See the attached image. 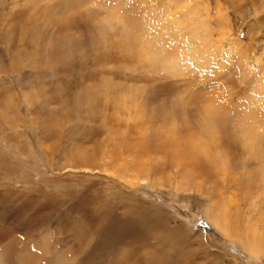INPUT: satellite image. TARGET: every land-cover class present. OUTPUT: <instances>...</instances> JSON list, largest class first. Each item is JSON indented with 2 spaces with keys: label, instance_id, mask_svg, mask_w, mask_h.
Returning <instances> with one entry per match:
<instances>
[{
  "label": "rangeland",
  "instance_id": "1",
  "mask_svg": "<svg viewBox=\"0 0 264 264\" xmlns=\"http://www.w3.org/2000/svg\"><path fill=\"white\" fill-rule=\"evenodd\" d=\"M165 1L0 0V264H127L121 259L124 239L110 241L111 228L118 230L124 221L140 224L137 217L143 212L164 219L166 231L187 226L182 232L199 234L205 248L225 264H246L238 247L215 235L214 220L204 216L206 181L199 172L208 168L206 158L195 163L194 180L203 188L191 184L174 189L169 184L177 179L180 184L174 164L180 152L193 151V131L199 133L207 123L222 126L218 148L228 156V140L240 136L236 128L248 127L243 120L264 119V110L240 103L249 100L250 79L264 83V0H172L176 8L189 1L195 35L171 32L169 12L149 13ZM33 20L38 21L35 27ZM96 20L104 22L101 30L107 33H95ZM218 29L225 32L224 39ZM79 33L87 43L83 50L75 42ZM179 36L208 46L211 59L202 61L204 50H186L183 58ZM63 42L65 47L53 50ZM189 55L195 56L191 60ZM170 80L182 82L181 87L170 90ZM238 90L245 97H234ZM160 102L176 105L163 123L155 122L152 113ZM119 140L135 151L136 158L150 147L164 154L167 165L157 168L160 188H150L126 153L112 150ZM137 143L142 146L138 152ZM235 146L246 148L241 140ZM229 158L231 174L226 179L236 181L234 175L244 176L245 161L252 159L249 154L245 161ZM241 211L240 217L242 206ZM140 228L148 245L161 246L148 254L145 249L142 264H151L159 255L168 264H179L186 256L181 244L173 245V252L169 244L157 242L152 230ZM126 241L135 247V238ZM136 252L131 259H139Z\"/></svg>",
  "mask_w": 264,
  "mask_h": 264
},
{
  "label": "bare ground",
  "instance_id": "2",
  "mask_svg": "<svg viewBox=\"0 0 264 264\" xmlns=\"http://www.w3.org/2000/svg\"><path fill=\"white\" fill-rule=\"evenodd\" d=\"M187 2H189V1H187ZM187 2L185 1L184 4H182L176 8L174 6V3L172 2V0H166L162 4L160 3L161 4L160 7H162V8L159 7L156 9V8L152 7L153 9H149L150 10L149 13L152 14L159 9H162L166 13L169 12V14H168V25L169 26H167V28H169L171 30V32L177 31V32H179V34H181V33H184V31H186L189 34L194 33V35H195V33H198L197 32L198 31L197 25L193 21L195 19H193V20L191 19L192 18L191 17L192 12L190 11V5ZM183 10L185 11V14H184ZM176 12H180L179 17L176 15L177 14ZM198 12H200V9ZM195 13H193V14H195ZM218 15L219 16L222 15L220 9H219ZM194 18H196V17H194ZM201 19H202V17H201ZM199 20H200V18H199ZM81 21H83V20H81ZM42 23H45V22L43 21ZM201 23H202V21H201ZM37 24H38L37 20H33L31 23V25L32 26L34 25V27L37 26ZM155 25H159V23L156 22ZM165 25H167V23H165ZM203 25H205V23ZM200 26H201V24H200ZM93 27H94V29L96 31L95 33L97 35L98 34L102 35V34L108 32V30H101L104 27V22L102 20H96L93 24ZM38 29H40V28H38ZM31 31H33V30H31ZM40 31H41V29H40ZM223 31H224V28H223ZM220 32H222V31H220ZM221 34H219V35H221L220 38L224 39L226 37L225 32H222ZM26 35H28V33ZM37 35H39V34L37 33ZM22 36H25V35H22ZM32 37H34V35H32ZM42 37H43V35H42ZM179 38L181 39V41H180L181 44L179 45V47L181 48V51L178 50V52L181 55H183L182 56L183 58L186 57V54H187V53L185 54L186 50H190V51L193 50L190 53L194 52V50H204L203 51L204 53L199 52V53L204 54L203 57L201 56L202 61L208 62V60L211 59L206 53L207 52L206 48L208 46L205 48V45L203 44L204 47H200V45H195L193 42H192V44H190L191 41L189 43H187L188 41L185 42L181 36H179ZM10 39H12L11 36H10L9 40ZM176 39H177V37H176ZM196 39H198V37ZM201 39H203V38H201ZM25 40H27V39H25ZM25 40H23V41H25ZM203 40H205V39H203ZM62 41H63V39H62ZM75 42L81 46V50H83V48H85V45L87 44L80 33L77 35ZM57 43H58V41H57ZM65 46H66V44L63 42V44H59L56 47H53V46H51V47L54 48L53 50H60L62 47H65ZM88 46H89V43H88ZM20 49H22V48H20ZM92 49H93V47H92ZM195 55H192V56H195ZM192 56L189 55V57H190L189 59H191ZM199 56H200V54H199ZM201 57H199V58H201ZM197 58H198V56H197ZM172 59H174V58H172ZM193 59H194V57H193ZM168 63H172V61L170 60ZM176 64H178V62ZM184 64L186 65V67H188V63L185 62ZM172 66H173V63H172ZM176 68L179 69V67H177V66H176ZM172 69L175 70V68H172ZM246 70L249 73V67ZM253 70H254V68H253ZM179 71H181V69H179ZM247 72H246V75H247ZM249 79L250 78L247 76V80H245V81H249ZM184 81H183V84H184ZM250 81L252 83L250 82L251 83V89L249 90L250 91L249 100L247 102L238 100V102L240 101L241 104L247 103L246 105H248L250 107V110L255 109V108L256 109L260 108V109L264 110V83L263 84L259 83L256 78L250 79ZM263 81H264V79H263ZM181 83L179 81H176V80H170L169 82L166 83V86H169V88L171 87L172 89H174V88L177 89V88L181 87ZM185 83H186V81H185ZM253 85H255V86L253 87ZM252 87H253V89H252ZM171 88H170V90H171ZM244 88H247V90H248V87H244ZM239 92H241V91L238 90V93L234 97H236L237 95L240 98L245 97V96H241ZM166 99H164V101H166ZM170 101L172 102V99ZM193 101L194 100L191 101L192 104H193ZM216 101H218V100H216ZM195 102L196 101H194V103ZM210 102H212V101H210ZM210 102H209V104H211ZM225 103H227V102H225ZM133 104H131V105H133ZM195 104H197V102ZM146 105H148V104L146 103ZM73 106H74V104H73ZM134 106H136V104ZM142 106H143V104H142ZM154 106H156V108ZM154 106L152 107V113L154 114V121L157 123H163V122H165V120L167 121L166 113L168 111H171V110L175 111L174 107L176 105H174L172 103L160 102L158 105L156 104ZM129 109H130V107H129ZM182 109L184 110V108H182ZM134 110H135V108H134ZM203 110L205 111V109H203ZM258 111H259V109H258ZM113 113H115V112H113ZM129 115H131V114H129ZM173 117H175V116H173ZM208 117H209V115H208ZM253 117H256V116H253ZM134 121H135V119H134ZM173 122H175V121H173ZM211 122H212V120H211ZM232 122L233 121H231V124H232ZM243 123H247L248 127L245 128V127H242L241 125H239L238 128H236V129L238 130V135H240V136L237 137L235 135V139L241 140V143L245 144L246 148L240 149V148L236 147L235 146L236 140L232 141V139H230L232 142L228 140V142H230V143H228V149L230 150V154H228V156L225 155L224 153L221 154V152L219 151V148H218L219 141L222 137L221 133L223 132V129H224L222 126H216L215 124L207 123V124H204V125H206L204 130L199 131V133L198 132L196 133V131H193L192 138L194 140L191 143L193 146V149H192L193 151L190 153H181L180 152L179 155L177 156L178 158L176 159L175 164H174V168L177 169L179 172L178 178H180L179 179L180 184L178 183V181H177L178 179H177L176 183H173V184H175V186H171L173 184H169V186L171 188H174V189H177L178 186L184 187V186H188L191 184L199 185L200 187L204 186V188L203 187L202 188L206 191L204 194L206 195L207 202H206L204 211L203 210L202 211L204 213V216H206L208 218H212L214 220L215 225H212V226L214 228L215 235L222 237V239L228 245H230L232 247L237 246L239 249V251H238L239 258L242 262H244L246 264H260V263L264 262V119H260L259 121H257L256 118H254V120H252L251 118L250 119L247 118L246 120H243L242 124ZM138 124H140V123H138ZM142 124H140V125H142ZM227 124H228V122H227ZM172 125H174V123ZM139 127H137V128H139ZM153 127H154V125H153ZM172 127H174V126H172ZM199 127H202V126H199ZM139 129H141V127ZM231 129H233L232 126H231ZM169 130H171V128ZM229 130H230V128H229ZM121 133H123V132H120L117 134H121ZM165 134H166V131H165ZM222 135L224 136V134H222ZM112 136H116V134H114ZM125 137H127V135H125ZM144 137L146 139V137H147L146 133L144 134ZM163 137L164 136H162V138ZM112 138H115V137H112ZM176 138H178V137H176ZM225 140H226V138H225ZM183 141H184V139H183ZM120 142L121 141L119 140V142L115 143L116 145H114V147H112V150L114 152L119 150V153L118 152L116 153L117 155L120 153H122V155H124L126 153V155L131 157V161H135L137 163L138 169L137 170L135 169L136 173L140 172L139 175H141V176H143L149 180L150 188L155 189V190L160 188L163 185V183L160 182V175L161 174L157 172V168L164 169V167L160 166L163 162L166 163V165H167V162H166L167 160L165 159V157L164 158L161 157V155L163 153L161 155H158L155 148L153 149L155 151H153L152 148L150 147V150H148V153L147 152L143 153L141 159L136 158L135 157V151L133 149H130L129 146L127 147V143H125L123 145ZM180 142H182V141H180ZM186 143H187V141H186ZM120 144L122 145V147ZM183 144H185V143H183ZM172 146H174V144ZM141 147L142 146L137 143L135 146V150L138 152L141 149ZM156 149H158V147ZM164 150H165V148H164ZM160 151L163 152L162 150H160ZM174 152L177 153V151H175V150H174ZM174 152L172 153L173 155H174ZM248 154L250 156V158H248V159H252V160L245 161ZM136 156H137V154H136ZM163 156H164V154H163ZM121 157H123V156H121ZM121 157H117V159L121 158ZM202 157H205L206 161H208L207 162L208 168L202 169L199 172L200 173L199 177H201L203 180L206 181L205 184H203L201 186L200 184L195 183L198 180H194V179L197 178L196 172H198L197 169L195 170V163L199 160V158H202ZM229 157H232V159H234V160H240L241 159V161H245L244 166H245L246 172L243 173L244 176L237 177V175L235 174L234 177H235L236 181L233 180L234 182L231 180V178L226 179L227 176L230 177L229 175L231 174L230 173L231 169L229 167L230 165H228L230 162V159H231ZM111 159H113V158H111ZM92 161H94V159H92ZM116 161H118V160H116ZM121 163H123V162H121ZM212 164L215 165V166H212L214 168L210 167ZM125 165H126V163H125ZM134 166H135V163H134ZM130 171H132V170H130ZM211 172L213 174L215 172V173H217V175H219V177L222 181V184H218V182H217L218 179L213 178ZM157 175H158V177H157ZM217 175H215V176H217ZM138 178H139V176H138ZM173 178H174V176H173ZM189 178L190 179L193 178V179L189 182ZM162 179H163V177H162ZM166 179H167V182L170 180V177L167 176V172H166ZM174 180L175 179H173V182H175ZM200 181H202V180H200ZM164 182H166V181H164ZM166 187H168V186L166 185ZM203 189H201V190H203ZM235 191H238V195L235 193ZM241 206L245 210L244 215H242V217H240V214L242 212ZM173 218H175V217H173ZM114 219H115V217H112V220H114ZM137 219H138V221L141 222L140 224H139V222L138 223L135 222V220L134 221H126V222L124 221L123 224L118 227V230H117V228H115V227L113 228L111 226L112 228H111L110 241H114L117 239L119 240V238H121L120 241L122 239H124V240H122V244H121V248H120L122 255L124 256V258H121L123 262H126L127 264H142V259H143V254H145V249H146V252L148 254L149 252L157 251V248H161V246H159V245H157V246L148 245L145 242V240H144L145 236H144V234L140 228L141 225H143L146 229L152 230L150 226L155 228L156 231L152 230L153 234H154V238L157 240L158 243H165L167 245L169 244L170 250H173V252H175V250H177V247L175 246V248L172 249V246L175 244H179V245L181 244V246L184 248V252H185L186 256H184L182 259L179 260V264H225L224 261L219 256H217L216 254L210 253L205 248L204 244L201 241V236L199 234H197L191 230H187V231L182 232V229L186 230L187 226L185 227L183 224H181V225H179L180 229L177 227L178 228L177 230H171V232H170V231H166V230H169L167 228V222L162 218L154 217V216L149 215L146 212H143L137 217ZM114 226H117V224H114ZM127 237L135 238V243H134L135 247H131L128 244V241H126V243H124V241ZM135 252L139 253L140 257H139V259L132 258L133 259L132 260L131 255ZM235 255L236 254L234 253V257H235ZM234 259L236 260L238 258L235 257ZM151 264H168V262L166 260H164L159 255V257H157Z\"/></svg>",
  "mask_w": 264,
  "mask_h": 264
}]
</instances>
